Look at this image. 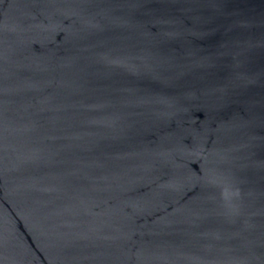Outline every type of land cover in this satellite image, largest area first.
<instances>
[{"label":"water","instance_id":"water-1","mask_svg":"<svg viewBox=\"0 0 264 264\" xmlns=\"http://www.w3.org/2000/svg\"><path fill=\"white\" fill-rule=\"evenodd\" d=\"M0 264H264V0H0Z\"/></svg>","mask_w":264,"mask_h":264}]
</instances>
